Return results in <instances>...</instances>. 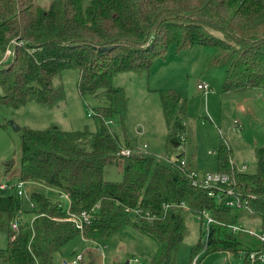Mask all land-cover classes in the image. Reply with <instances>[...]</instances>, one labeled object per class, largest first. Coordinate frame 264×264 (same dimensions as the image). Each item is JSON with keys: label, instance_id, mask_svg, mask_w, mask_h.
<instances>
[{"label": "trees", "instance_id": "obj_1", "mask_svg": "<svg viewBox=\"0 0 264 264\" xmlns=\"http://www.w3.org/2000/svg\"><path fill=\"white\" fill-rule=\"evenodd\" d=\"M172 45L177 52L195 46L221 48L216 62L230 59L223 94L264 88V0H51L46 8L36 0H0V103L15 109L30 102L59 103L64 90L56 79L69 68L79 70L81 96L104 101L96 109L101 124L95 132L64 131L55 125L20 129V181L65 195L69 207L33 193L31 210H24L15 185L0 189V232L8 237L7 247L0 249L3 264H54L55 254L78 235L99 243L126 225L157 243L153 264H176L188 233L185 213L197 216L202 228L192 262L202 252L242 251L234 232L256 231L239 226L235 211L264 215V148L254 150L255 172H239L232 164V149L220 139L217 172L229 175L242 193L241 203L248 202L246 209L241 204L226 207L187 175L195 169L185 156L188 107L179 93L159 90L169 128L166 148L176 153L174 160L140 153L127 137L123 147L110 128V118L118 116L124 129L127 118L128 99L114 78L127 71L148 74ZM11 46L13 55L4 60ZM181 158L187 162L185 169L179 165ZM119 161L122 180H106L107 167ZM183 204L187 211L178 208ZM137 206L158 217L149 220L125 211ZM68 211L92 217L79 230ZM205 213L221 225L211 224L208 230ZM243 251L248 264L250 253L264 254V245Z\"/></svg>", "mask_w": 264, "mask_h": 264}, {"label": "rangeland", "instance_id": "obj_2", "mask_svg": "<svg viewBox=\"0 0 264 264\" xmlns=\"http://www.w3.org/2000/svg\"><path fill=\"white\" fill-rule=\"evenodd\" d=\"M50 2L51 0H36L40 8L48 7ZM10 49L13 50V46ZM221 52V48L213 45L195 46L177 52L172 45L163 58H157L153 62L148 74L131 71L117 74L114 85L122 87L128 99L125 129L118 116L110 118V128L117 135L120 144L125 147L127 137L128 142L140 153H155L158 157L175 159L176 153L167 151L166 148L169 128L163 117L159 94L161 89H171L187 100L189 141L186 143L185 156L191 158L190 161L195 156V168L200 175L217 173L215 149L221 138L232 149L233 161L238 165L247 164L248 173L255 172L254 150L264 148V88L223 94L222 83L230 59L225 57L216 62L215 59ZM3 59L6 60V53ZM78 79L79 70L69 68L62 71L55 84L63 87L64 98L55 105L30 102L15 109L0 103V184L17 186L21 182L22 133L15 131L13 125L35 130H43L51 125L64 131L88 129L95 132L98 129L101 119L96 109L104 101L93 95L81 96L77 89ZM202 82L211 86L207 95L198 88V84ZM12 160L15 163L7 165ZM122 176V161L107 167L106 180L121 181ZM21 189L23 194L20 198L24 210H31L33 193L44 194L54 202L60 201L66 209L69 207L66 197L58 196L53 189L43 184L26 182ZM235 213L240 217L239 226L261 231L262 216L252 215L241 209ZM184 217L188 233L179 246L176 264H193L192 248L202 234L201 222L190 213H185ZM234 235L242 251L212 254L202 252L197 264H245L243 250H254L262 245L251 233L240 231L234 232ZM202 240L205 241V238ZM7 245V235L0 232V249ZM156 253L157 243L154 240L142 235L132 225H126L99 243L78 235L55 254L54 264H62L63 259H72L75 255H82V264H153ZM0 264H3L1 259Z\"/></svg>", "mask_w": 264, "mask_h": 264}, {"label": "built area", "instance_id": "obj_3", "mask_svg": "<svg viewBox=\"0 0 264 264\" xmlns=\"http://www.w3.org/2000/svg\"><path fill=\"white\" fill-rule=\"evenodd\" d=\"M10 56H12V50L7 49L6 51V59H8ZM198 88L201 90H204L205 93H208L211 89L210 85L202 82L198 84ZM123 155H129V150H123ZM232 164L236 166L239 172H246L248 171V165L247 164H241L238 165L234 161H232ZM180 167L182 169H185L187 167V162L185 158H181ZM189 177H191L195 184H199L204 186L205 188L209 189V196L213 198L218 204L226 206V207H236L238 205H243V207L246 209L248 208V202L245 201L244 203H241L242 201V193L241 191L237 190V184L236 182L227 174H221V173H204L199 174L195 170H191L187 173ZM24 185V182H20L16 187L18 190V194L21 196L23 194L22 192V186ZM8 184H0V189H6L8 188ZM65 197V195H64ZM178 208H182L183 210L187 211L188 208L183 204L181 206H178ZM125 211L128 214H131L135 217L144 218L153 220L156 219L158 216L151 214L148 211H144L142 208L137 206L136 208H126ZM68 214L70 215L69 220L72 221L76 228L79 230L83 229V226L85 223H88L91 219V213L83 212L80 215L71 213L68 211ZM264 218V215L262 216ZM205 219H206V225L207 229H210L211 224H220V222L216 221L212 216H210L208 213H205ZM234 231L241 230L242 228L239 226H230ZM262 230L260 232H253L249 231L251 234L255 235L264 245V222L261 223ZM12 228L14 230L18 229V225L16 222L12 223ZM199 254L196 255L193 259V264L198 263ZM83 257L82 255H76L72 259H63L62 264H82ZM248 264H264V254L260 251H254L250 253V255L247 258Z\"/></svg>", "mask_w": 264, "mask_h": 264}, {"label": "crops", "instance_id": "obj_4", "mask_svg": "<svg viewBox=\"0 0 264 264\" xmlns=\"http://www.w3.org/2000/svg\"><path fill=\"white\" fill-rule=\"evenodd\" d=\"M210 87H211V86H210ZM210 89H211V88H210ZM199 90H200V89H199ZM210 91H211V90H210ZM210 91H209V92H210ZM209 92H208V93H209ZM208 93H206V95H207ZM211 153H212V152L210 151L209 154H211ZM194 158H195V156H194ZM194 158H193V161L190 162V168L196 170V168H195V159H194ZM234 162H235V161H234ZM235 163H236V162H235Z\"/></svg>", "mask_w": 264, "mask_h": 264}, {"label": "water", "instance_id": "obj_5", "mask_svg": "<svg viewBox=\"0 0 264 264\" xmlns=\"http://www.w3.org/2000/svg\"><path fill=\"white\" fill-rule=\"evenodd\" d=\"M13 126H14V130H15V131H20V129H21L20 127H17V126H15V125H13ZM14 163H15V161L12 160V161H10L7 165L10 166V165H12V164H14ZM127 264H129V263H127Z\"/></svg>", "mask_w": 264, "mask_h": 264}]
</instances>
